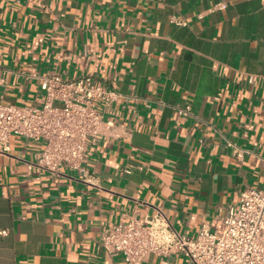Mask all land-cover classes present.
Instances as JSON below:
<instances>
[{"label":"crops","instance_id":"0c3cea01","mask_svg":"<svg viewBox=\"0 0 264 264\" xmlns=\"http://www.w3.org/2000/svg\"><path fill=\"white\" fill-rule=\"evenodd\" d=\"M52 73L124 94L118 125L89 146V179L11 137L0 264H125L100 243L110 225L162 211L179 233L221 231L240 192L264 188V0H0V100L38 103Z\"/></svg>","mask_w":264,"mask_h":264},{"label":"built area","instance_id":"2783aa9c","mask_svg":"<svg viewBox=\"0 0 264 264\" xmlns=\"http://www.w3.org/2000/svg\"><path fill=\"white\" fill-rule=\"evenodd\" d=\"M254 80L255 75H250L248 81ZM41 88L36 104L0 100V152L10 150L14 135L42 139L44 146L35 155L39 167L56 174L75 170L89 179L86 153L118 125L107 113L124 94L91 75L70 79L48 74ZM182 110L192 112L190 105ZM235 152L238 157L242 154L239 149ZM223 223L221 231L204 224L197 235L190 236L176 231L167 216L157 211L110 225L100 243L110 255H122L125 264H143L151 255L167 257L179 252L189 264H264V188L242 190Z\"/></svg>","mask_w":264,"mask_h":264}]
</instances>
